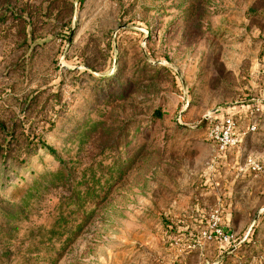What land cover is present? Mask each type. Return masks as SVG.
Segmentation results:
<instances>
[{"label":"rangeland","instance_id":"obj_1","mask_svg":"<svg viewBox=\"0 0 264 264\" xmlns=\"http://www.w3.org/2000/svg\"><path fill=\"white\" fill-rule=\"evenodd\" d=\"M250 162L264 0H0V264H264Z\"/></svg>","mask_w":264,"mask_h":264},{"label":"built area","instance_id":"obj_2","mask_svg":"<svg viewBox=\"0 0 264 264\" xmlns=\"http://www.w3.org/2000/svg\"><path fill=\"white\" fill-rule=\"evenodd\" d=\"M206 125L208 126L209 135L221 151H227L239 143V131L237 120L230 115L217 118L211 115L206 118ZM253 130L256 127H252ZM249 169L252 173L264 177V165L256 162H250ZM220 234V232L218 231Z\"/></svg>","mask_w":264,"mask_h":264},{"label":"trees","instance_id":"obj_3","mask_svg":"<svg viewBox=\"0 0 264 264\" xmlns=\"http://www.w3.org/2000/svg\"><path fill=\"white\" fill-rule=\"evenodd\" d=\"M51 152H53V150H50ZM54 153V152H53Z\"/></svg>","mask_w":264,"mask_h":264}]
</instances>
